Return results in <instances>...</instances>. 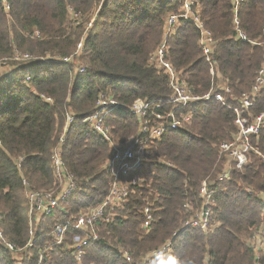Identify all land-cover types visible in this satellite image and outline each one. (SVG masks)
<instances>
[{
	"label": "trees",
	"instance_id": "obj_1",
	"mask_svg": "<svg viewBox=\"0 0 264 264\" xmlns=\"http://www.w3.org/2000/svg\"><path fill=\"white\" fill-rule=\"evenodd\" d=\"M184 1L0 0V61L21 58L8 61L0 76V231L22 249L12 255L0 245V264H38L40 257L41 264H137L166 242L172 246L151 264H256L252 238L264 227V122L250 137L257 153L250 152L241 169L232 164L226 170L219 145L233 140L234 108L242 109L239 99L252 92L264 64V0L239 6L234 0L198 1L193 11L213 41L209 63L192 21L180 20L165 39L166 19L179 14ZM235 21L251 44L236 39ZM164 40L176 82L196 96L218 92L224 105L199 101L175 109L169 76L149 62ZM101 94L118 105L104 118L109 139L85 122ZM136 100L149 105L148 119L157 105L190 114L189 127L144 137L137 184L110 220L96 223L97 240L82 246L78 261L73 238L85 235L69 229L57 244L51 232L69 218L92 213L107 196L109 142L136 138L144 121L129 112ZM263 113L264 86L245 111L249 118ZM67 114L73 117L68 126ZM55 149L75 189L60 203L61 212L30 219L22 181L34 192H60L51 165ZM204 182L214 201L209 226L182 229L201 208ZM145 204L152 208L149 226ZM258 262L264 264V254Z\"/></svg>",
	"mask_w": 264,
	"mask_h": 264
},
{
	"label": "built area",
	"instance_id": "obj_2",
	"mask_svg": "<svg viewBox=\"0 0 264 264\" xmlns=\"http://www.w3.org/2000/svg\"><path fill=\"white\" fill-rule=\"evenodd\" d=\"M199 0H185L182 11L177 15H170L166 19L165 26V39L172 34L173 29L176 27L180 20L192 21L197 30H201V21L196 11H193V7L196 6ZM235 4L239 6L244 0H234ZM233 30L236 33V39L242 43H250V40L238 27V22L235 21ZM207 32V31H206ZM200 44L202 46V56L204 60L209 63V54L213 46L212 37L209 32H200ZM252 42V41H251ZM166 41L164 40L156 51L149 57L151 62L157 69L163 71L169 76L170 88L172 90V96L170 101L174 104L175 109L185 108L187 105H193L199 101H217L224 105L222 96L217 92H208L202 96L193 95L192 92L185 86H180L176 82V75L172 66L166 60ZM80 48V45L78 46ZM264 51V48H263ZM28 58L27 56H25ZM264 86V64L260 68L255 80V85L252 92L242 94L239 99L240 108H234L235 119L233 125L235 128V135L230 142H224L220 147V152L226 153L232 162L236 165L237 169H241L246 165L248 154L250 152L257 153L250 144V137L257 135L260 131L261 125L264 122V113L257 117H251L245 114L251 106L256 93ZM117 103L110 96L101 94L95 103V111L86 118L85 122L88 123L92 129L101 136L107 137L109 127L105 124L104 118L112 108L117 107ZM151 118L148 119L149 105L141 100H136L129 108V112L138 118L143 123L140 125L138 135L136 138H132L126 143H122L114 152H112L110 158L105 163L104 167L106 172L112 179L107 196L102 201L101 205L97 207L92 213H81L76 219L69 218L63 224H57L52 230L51 235L56 239V243L64 238L66 231L74 229L79 233L85 235H77L73 238L76 246V258L79 261L82 255L81 248L88 241H96L97 234L94 231L96 223L98 221L110 220L112 210L117 207L128 196L130 187L137 184L135 174L139 171L142 163L145 161L146 148L142 146L144 137L148 139H154L161 136L166 130H176L184 128L185 124L190 123V114H179L171 111H162V107L157 105ZM176 116H179L178 118ZM250 119V120H249ZM73 122L71 115H66V123L68 126ZM264 163V157L262 158ZM51 165L53 168V174L58 180L61 191L55 193L54 191L47 193L34 192L30 190L28 184L23 180L24 192L28 203V217L42 218L48 217L55 211H62L61 202L65 201L75 189V182L73 176L65 169L64 162L60 157L58 149L52 151ZM229 172H225L221 179L227 178ZM198 195L201 200V208L194 211L191 216L186 219L182 224V229H201L206 230L209 226L210 218V206L214 202L212 199V192L209 191L207 183H203L198 190ZM183 208L186 212H190L188 205H184ZM108 211V213H106ZM110 214V215H109ZM143 216L145 224L149 226L153 222L148 206L143 209ZM31 234V231L29 232ZM175 235V234H174ZM0 241L5 251L15 255L20 253L22 249L16 248L13 244L9 243L2 235L0 231ZM33 240H30L26 247H31ZM253 248L256 253L259 251L264 253V227L259 234H255L252 238ZM172 246L171 242H166L162 247L157 250L151 251L146 255L144 259H141L137 264H151L152 260L158 257L160 254L165 253ZM127 262H132L130 257L126 254ZM259 257L256 258V264ZM42 257H40L38 264H41Z\"/></svg>",
	"mask_w": 264,
	"mask_h": 264
},
{
	"label": "rangeland",
	"instance_id": "obj_3",
	"mask_svg": "<svg viewBox=\"0 0 264 264\" xmlns=\"http://www.w3.org/2000/svg\"><path fill=\"white\" fill-rule=\"evenodd\" d=\"M235 2V1H234ZM72 14V11H71V9H69V12H68V15H69V17H71V16H73V15H71ZM198 14V13H197ZM92 19H90V23L88 24V26L87 27H89V25L92 23ZM201 24V30H200V32H203V33H207L208 31L206 30V29H204L205 27H204V25H203V23L201 22L200 23ZM199 31V30H198ZM207 31V32H206ZM211 35V34H210ZM202 40V37H201V39L199 40V43H200V41ZM21 58H18L17 60L16 59H12V60H8V59H6V60H8V61H15L16 60V62L18 63L19 61H21L20 60ZM23 59L24 60H29L30 59V57H28V58H26V57H23ZM8 61H5V60H2V61H0V76H2V74L3 73H7V71L4 69V68H6V63L8 62ZM211 69H213V68H210V70ZM214 70V69H213ZM211 75L213 76L214 75V71H212L211 72ZM217 91H219V90H217ZM210 92H213V91H209V93ZM218 93V92H217ZM221 95V94H220ZM222 96V95H221ZM222 98H223V96H222ZM47 100V99H46ZM223 100H224V98H223ZM49 101H50V99H49ZM177 118L179 117V116H176ZM188 126V124H185L184 125V128L185 127H187ZM189 127V126H188ZM187 127V128H188ZM133 138H135V136L133 137ZM130 139H132V137L131 138H129L128 139V141L130 140ZM124 143H126V142H124ZM224 142H222L220 145H219V152H220V147H221V145L223 144ZM122 143L121 142H117V143H114V142H109V146H110V155L112 154V152H114L120 145H121ZM220 154H222L223 156H227L226 158V164H225V166H226V170H232V164H234L233 162H232V160H230V159H228V155L226 154V153H223V152H220ZM246 162H248V158H247V161ZM247 164V163H246ZM234 167H235V169L237 168L236 167V165L234 164ZM229 174H227V176H228ZM205 183V182H204ZM23 195H24V198L26 199V196H25V192H24V190H23ZM145 206H148L149 207V210H150V213H151V216H152V208H150L151 207V205L150 204H145ZM28 212V211H27ZM113 213V210H112V212H111V214ZM26 216H27V214H26ZM153 217V216H152ZM34 220H39V218H33ZM2 219H0V221H1ZM2 222V221H1ZM214 227H216V226H214ZM0 245L2 246V242L0 241ZM261 254V252H257V255H258V257H259V255ZM262 254H264V253H262ZM139 261V258H137L136 259V262H138Z\"/></svg>",
	"mask_w": 264,
	"mask_h": 264
}]
</instances>
